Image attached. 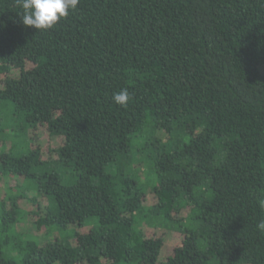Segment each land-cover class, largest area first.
<instances>
[{
  "label": "trees",
  "instance_id": "16d2710c",
  "mask_svg": "<svg viewBox=\"0 0 264 264\" xmlns=\"http://www.w3.org/2000/svg\"><path fill=\"white\" fill-rule=\"evenodd\" d=\"M21 13L0 0V264H264V0Z\"/></svg>",
  "mask_w": 264,
  "mask_h": 264
},
{
  "label": "clouds",
  "instance_id": "9594fccd",
  "mask_svg": "<svg viewBox=\"0 0 264 264\" xmlns=\"http://www.w3.org/2000/svg\"><path fill=\"white\" fill-rule=\"evenodd\" d=\"M18 3L22 9L20 17L23 25L40 32L54 28L77 8L79 0H18ZM129 99L127 89L112 96L113 102L121 107H126ZM257 229L264 232V218L260 219Z\"/></svg>",
  "mask_w": 264,
  "mask_h": 264
},
{
  "label": "rangeland",
  "instance_id": "374dc122",
  "mask_svg": "<svg viewBox=\"0 0 264 264\" xmlns=\"http://www.w3.org/2000/svg\"><path fill=\"white\" fill-rule=\"evenodd\" d=\"M40 130L43 131L44 129L42 128ZM33 142L35 144H37L38 142H40L41 148H43V150L44 149H47V147L55 146V141H52L51 139H49L47 137L45 131L41 134V136H37V137L33 138ZM63 175H64V179H65L63 182L64 183H67L66 180H68L69 176L66 173H63ZM69 181H71V180H69ZM2 185H3V181L0 180V188H1ZM89 221L93 223L95 221V218H91ZM33 227H34V225L32 223H30L29 221H25L24 223H21L18 226V230L21 231V232L33 233ZM42 237H43V239H45L44 234L42 235ZM167 238H168L167 241H166V245L167 246H171V245H173L177 241V238L176 237H173V236H170V235H167Z\"/></svg>",
  "mask_w": 264,
  "mask_h": 264
}]
</instances>
